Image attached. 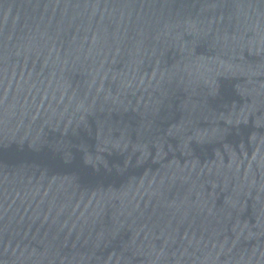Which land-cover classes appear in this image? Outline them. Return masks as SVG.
<instances>
[{
	"label": "water",
	"instance_id": "1",
	"mask_svg": "<svg viewBox=\"0 0 264 264\" xmlns=\"http://www.w3.org/2000/svg\"><path fill=\"white\" fill-rule=\"evenodd\" d=\"M0 264H264V0H0Z\"/></svg>",
	"mask_w": 264,
	"mask_h": 264
}]
</instances>
